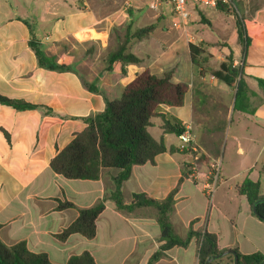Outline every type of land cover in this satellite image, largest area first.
I'll use <instances>...</instances> for the list:
<instances>
[{
	"label": "crops",
	"instance_id": "1",
	"mask_svg": "<svg viewBox=\"0 0 264 264\" xmlns=\"http://www.w3.org/2000/svg\"><path fill=\"white\" fill-rule=\"evenodd\" d=\"M149 2L0 0V95L36 106L20 111L0 105V239L5 245L24 242L29 251L46 253L55 264H66L85 251L97 264L149 263L163 244L158 213L152 206L132 212L117 208L112 193L119 170L105 169L98 180H69L50 164L86 128L83 119L103 112L106 100L120 98L138 75L147 69L157 76L175 70L173 81L189 86L184 104L162 106L149 128L168 150L152 164L133 167L123 197L131 201L134 194L146 193L162 200L177 189L171 222L180 238L187 239L191 229L207 232L217 236L221 251L264 255V222L239 193L249 179L261 184L264 195V0H237V15L190 5L181 29L173 25L171 5L153 9ZM168 13L175 17L172 27L161 23H167ZM237 17L244 40L239 38ZM151 24H158L152 34L130 43L141 63L125 66L126 73L122 63L108 71L106 58L118 39ZM33 37L48 56L70 70L41 67L30 47ZM190 44H202L207 51L208 61H198L202 69L191 60ZM229 55L247 86L239 110L237 90L211 72ZM165 121L192 127L203 171L212 160L222 161L224 184L212 201L186 179L191 156L180 150L178 135L164 133ZM64 202L73 207L60 209ZM100 202L105 210L97 219L95 238H57L80 210ZM199 250L195 236L154 264H199Z\"/></svg>",
	"mask_w": 264,
	"mask_h": 264
},
{
	"label": "trees",
	"instance_id": "2",
	"mask_svg": "<svg viewBox=\"0 0 264 264\" xmlns=\"http://www.w3.org/2000/svg\"><path fill=\"white\" fill-rule=\"evenodd\" d=\"M224 12L231 14L226 7H219ZM158 24H151L138 29L134 34L127 33L118 39L117 47L111 51L107 58V70L112 71L116 63L125 66L139 64L141 60L130 51V43L134 38H142L152 34ZM239 38L244 40L245 30L237 17ZM215 46H227L215 44ZM30 47L37 56L39 65L49 70L67 71L70 67L57 63L55 57L48 56L40 47V43L34 39L30 41ZM190 56L193 64L202 69L198 63L203 59L208 61L207 51L203 45H189ZM212 75L219 80H224L229 87L235 88V109L239 110L238 102L244 98L247 86L242 78V71L233 67L232 57H227V62L222 63L219 70L211 71ZM175 70L166 72L163 76L152 74L145 70L126 86L120 98L106 100V108L103 112L84 118L86 128L75 135L74 139L51 161V169L58 175L69 180H98L103 170L117 169L119 174L114 178L115 190L112 199L119 210L132 212L138 208L152 206L157 210L158 223L161 227V240L163 244L151 257L148 264H154L164 257L165 252L175 246H187L191 238L197 236L200 239L199 264L215 255L221 254L217 245V236L205 232L198 234L192 229L187 239L180 238L171 222V214L175 206L177 189L173 190L165 199L156 200L146 193H138L132 196L131 201H126L122 194L123 184L131 177L134 166H142L154 163L155 158L168 149L164 139L157 140L149 132L152 119L158 116L162 106L180 107L184 104L185 95L189 86L173 81ZM204 71L201 70V74ZM264 86V81H260ZM91 89L93 87L89 86ZM0 105L9 106L16 110L25 111L34 109L36 106L21 100H13L0 95ZM164 133L180 135L184 126L178 123L164 122ZM7 135V134H6ZM8 136V135H7ZM202 161L204 159L202 158ZM239 193L245 195L253 208L257 201L264 199L261 193V184L249 179L239 186ZM70 202L61 203L59 208H71ZM104 202L82 209L79 215L61 234L57 235L60 240H67L73 234H79L86 239H93L97 234V219L104 212ZM257 218L264 222V202L256 207ZM2 225L0 224V229ZM239 258V264H260L264 261L261 253L243 255L235 250ZM226 259L213 261L211 264H225V260L233 262V255H227ZM0 264H55L46 253H33L28 250L24 242L12 246L5 245L0 239ZM66 264H97L92 254L88 251L80 255L72 256Z\"/></svg>",
	"mask_w": 264,
	"mask_h": 264
},
{
	"label": "built area",
	"instance_id": "3",
	"mask_svg": "<svg viewBox=\"0 0 264 264\" xmlns=\"http://www.w3.org/2000/svg\"><path fill=\"white\" fill-rule=\"evenodd\" d=\"M236 2L237 0H150L149 3L153 9L163 3L171 5L176 15V21L173 25L175 28L181 29L189 19L188 6L190 5L203 8L229 7L235 9ZM184 128L178 138L180 140V150L191 156V161L186 169V179L200 186L212 201L217 190L224 184L221 176L222 161L220 159L212 160L208 164L207 171H203V155L196 145L192 127L186 125Z\"/></svg>",
	"mask_w": 264,
	"mask_h": 264
},
{
	"label": "water",
	"instance_id": "4",
	"mask_svg": "<svg viewBox=\"0 0 264 264\" xmlns=\"http://www.w3.org/2000/svg\"><path fill=\"white\" fill-rule=\"evenodd\" d=\"M264 202V199H261L259 201L256 202L255 206L253 207V212L256 213V207L258 204ZM227 255H233L234 259H233V262L234 264H239V258H238V255L237 253L234 251V250H227L221 254H218V255H215V256H212L210 257L205 264H211L213 261L215 260H219ZM260 264H264V261H262Z\"/></svg>",
	"mask_w": 264,
	"mask_h": 264
},
{
	"label": "rangeland",
	"instance_id": "5",
	"mask_svg": "<svg viewBox=\"0 0 264 264\" xmlns=\"http://www.w3.org/2000/svg\"><path fill=\"white\" fill-rule=\"evenodd\" d=\"M189 7V6H188ZM203 8V7H202ZM229 11H230V13L231 14H235V15H237V11H236V9H238V7H236L235 9L234 8H229V7H226ZM203 9H205V8H203ZM239 11V10H238ZM174 15L172 16L170 13H168L167 14V19H168V21H167V23H165L164 21L163 22H161L162 24L164 23L167 27H172V20H174ZM201 20L202 21H204L205 20V18L204 17H201ZM156 36V35H155ZM116 47H117V44L115 45V49H116ZM227 263L228 264H232L230 261H227Z\"/></svg>",
	"mask_w": 264,
	"mask_h": 264
}]
</instances>
